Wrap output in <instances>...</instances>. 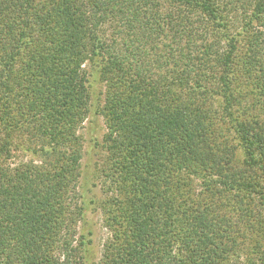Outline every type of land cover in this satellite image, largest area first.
<instances>
[{
  "label": "trees",
  "instance_id": "obj_1",
  "mask_svg": "<svg viewBox=\"0 0 264 264\" xmlns=\"http://www.w3.org/2000/svg\"><path fill=\"white\" fill-rule=\"evenodd\" d=\"M260 238L264 0H0V264H230Z\"/></svg>",
  "mask_w": 264,
  "mask_h": 264
},
{
  "label": "rangeland",
  "instance_id": "obj_2",
  "mask_svg": "<svg viewBox=\"0 0 264 264\" xmlns=\"http://www.w3.org/2000/svg\"><path fill=\"white\" fill-rule=\"evenodd\" d=\"M94 128L92 132H90V126L86 124L84 126V129L82 130V133L84 134L85 132L87 135L85 136V142L83 146V159H82V165H83V170L88 172V183L86 184L87 189H90V191L86 192V200L89 201L94 200L95 198L101 196L100 194V183H101V175L97 173L96 170V165L98 168H100L101 160H102V153L101 150L99 151L96 147H94L92 138H99L101 134V123L100 120L96 121V123L93 125ZM95 133V134H94ZM17 156H22V154L16 153ZM25 156H23L24 158ZM96 170V171H95ZM98 174L100 176H98ZM95 183L97 187H92V184ZM87 222L91 223L92 231H93V247H94V253L98 255L100 251V244L102 243L103 239L106 237V231L101 225L100 221V215L98 211H94V205L93 204H88L87 202V212L85 214ZM257 241L251 242L250 245L246 248V250L241 249L239 253L236 256H233L230 258V264H246V257L252 254V252L260 251L263 254L264 257V238H260L259 243L256 244ZM243 248V247H242ZM254 256V255H253Z\"/></svg>",
  "mask_w": 264,
  "mask_h": 264
}]
</instances>
